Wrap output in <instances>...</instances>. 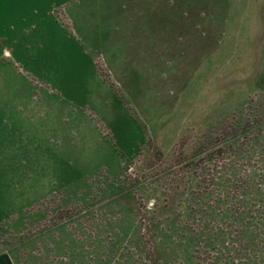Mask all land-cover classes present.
Instances as JSON below:
<instances>
[{"label":"rangeland","instance_id":"374dc122","mask_svg":"<svg viewBox=\"0 0 264 264\" xmlns=\"http://www.w3.org/2000/svg\"><path fill=\"white\" fill-rule=\"evenodd\" d=\"M0 264H264V0H0Z\"/></svg>","mask_w":264,"mask_h":264}]
</instances>
